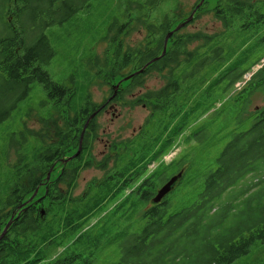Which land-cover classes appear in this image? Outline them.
Returning <instances> with one entry per match:
<instances>
[{"label": "trees", "instance_id": "16d2710c", "mask_svg": "<svg viewBox=\"0 0 264 264\" xmlns=\"http://www.w3.org/2000/svg\"><path fill=\"white\" fill-rule=\"evenodd\" d=\"M93 1L0 0V126L34 84L59 116L42 119L54 123L52 138L44 130L27 131L33 143L12 139L5 150L20 147L0 194V235L10 222L0 239V264H233L264 244V106L249 109L253 96H264V0H215L206 12L220 26L211 32L187 30L207 1L175 31L183 13L161 5L178 0H114L124 21L117 25L113 17L104 37L113 49L103 54L98 75L106 85L128 78L123 90L110 92L111 102L133 95L147 75H161L163 86L133 99L157 118L155 131L121 141L112 166L101 167L106 174L75 197L73 180L91 166L86 156L95 122L109 100H91L94 80L78 96L73 84L55 83L44 67L55 55L50 29L89 13ZM135 26L146 34L128 46L123 36ZM121 68L130 71L120 74ZM229 111V124L221 123ZM178 139L189 149L169 163L159 161ZM69 154L70 182L61 173L28 203L46 173ZM178 173L175 188L152 203Z\"/></svg>", "mask_w": 264, "mask_h": 264}, {"label": "rangeland", "instance_id": "374dc122", "mask_svg": "<svg viewBox=\"0 0 264 264\" xmlns=\"http://www.w3.org/2000/svg\"><path fill=\"white\" fill-rule=\"evenodd\" d=\"M205 1H207L206 8L199 13L200 16L198 19L187 26V30H206L207 32H211L220 26L218 23L213 22L210 19V14L206 12L215 0H178L176 6L172 2L167 1L161 7L166 11H172L175 8L178 11L177 14L182 12V19L179 20V23L182 24V22L187 23L190 21L198 9L204 5ZM113 2L114 0H95L91 4L89 13L79 14L77 18L64 23L60 27H52L48 34L50 44L55 51L51 62L44 67L49 73L50 78L55 83L61 85L70 86V84H73L77 89L78 96L81 95L85 83L94 80L88 90L91 100L96 104H101L106 99L109 100L95 122V136L89 147L90 155L86 156L87 159L88 157L92 159L90 161L91 166L82 168L73 180L72 195L75 197L84 193L92 180L101 179L106 174V169L101 167L103 166L109 169L112 166L117 157L116 151H120L119 143L121 141L136 139L142 133L143 137H147L155 131L157 118L152 119L153 117H151L150 119V111L143 105L135 104L133 99L142 92L157 90L163 86V78L161 75H147L143 81V86L135 89L133 95H127L124 99L114 100L113 102H111L113 95H110V92L113 90L115 95L123 90L126 87L125 82L127 79H116L110 85H106L103 83L102 74L98 75L102 67L100 63L102 62L103 54L105 53V55L110 56L111 50L113 49V45L104 39L109 27L113 24V17H115L117 25L124 21L122 11L118 7L116 9ZM188 15L189 17H187ZM145 34L146 32L142 27L135 26L133 29L127 30L123 39L126 45L136 46L142 42ZM261 55L263 57L260 59L259 64L264 63V51H261L259 56ZM259 64L254 66L244 76L245 81L260 67ZM121 69L120 74H127L130 71V68ZM240 86L241 84H237L235 88L239 89L238 87ZM45 101L46 95L41 85L34 84L25 100L12 113V117L0 126V194H4L3 187L6 185L7 175L11 176V170L8 165L14 164L17 160L16 153L20 151V147L16 144V146H11L8 153L5 154V150H7L10 141L12 139L13 141L19 139L21 141L25 137L26 142L33 143V139L26 133L27 131L39 133L44 130L50 138L55 134L53 130L54 123L51 121L44 122L42 119L58 120L59 116L50 105L44 104ZM228 105L229 102H227L226 106ZM263 106L264 96L257 94L252 97L249 109H258ZM216 107H220L219 104ZM229 113L230 111L228 113L225 112L221 123L229 124L231 117ZM57 120L56 124L61 125V122ZM196 127V124L191 125L184 136ZM180 140L178 139L174 143V146L159 161L163 159L168 162L182 156L189 148L182 146L179 142ZM76 152L74 150L71 154L75 155ZM195 156L197 160L199 153H196ZM214 156V154H210L211 159ZM70 157V154L65 156L54 165V168L52 167L46 173L45 180L33 192L28 203L36 201L40 198L39 196L44 195L47 185L56 180L61 173L65 174L64 180L70 182ZM193 166L192 169L194 171L196 169V163L194 161ZM153 167L154 165H151L148 171H151ZM65 186L66 184L61 188ZM180 187L178 186L174 194L170 195L172 199ZM110 208L111 206H108L102 211V214L92 218L90 225L97 221L101 215L108 212ZM233 264H264V244L252 246L249 254L238 259Z\"/></svg>", "mask_w": 264, "mask_h": 264}, {"label": "water", "instance_id": "95a60500", "mask_svg": "<svg viewBox=\"0 0 264 264\" xmlns=\"http://www.w3.org/2000/svg\"><path fill=\"white\" fill-rule=\"evenodd\" d=\"M186 23H182L181 25L177 26L175 31L179 30L180 28H182ZM166 42L167 39L164 42V50H165V46H166ZM163 50V53H164ZM128 79V78H126ZM125 79V80H126ZM85 129V127H84ZM80 151V147L78 148L76 154L74 156H76ZM181 174L182 173H178L177 175L171 177L167 182H165L161 188L157 191L155 197L152 200V203L157 204L159 203L166 195H168L176 186L177 182L180 180L181 178ZM10 222L7 224V226L4 228L2 234L0 235V239L5 235L7 227L9 226Z\"/></svg>", "mask_w": 264, "mask_h": 264}, {"label": "flooded vegetation", "instance_id": "af4514ba", "mask_svg": "<svg viewBox=\"0 0 264 264\" xmlns=\"http://www.w3.org/2000/svg\"><path fill=\"white\" fill-rule=\"evenodd\" d=\"M161 158H162V157H161ZM172 160H173V159H172ZM172 160H171V161H172ZM161 161H164V160L161 159ZM171 161H170V162H171ZM164 162H166V161H164ZM167 163H168V162H167ZM152 165H154V167L156 166V164H152ZM154 167H153V168H154ZM151 170H152V169H151Z\"/></svg>", "mask_w": 264, "mask_h": 264}, {"label": "bare ground", "instance_id": "6f19581e", "mask_svg": "<svg viewBox=\"0 0 264 264\" xmlns=\"http://www.w3.org/2000/svg\"><path fill=\"white\" fill-rule=\"evenodd\" d=\"M171 161V160H170ZM170 161H168V163L170 162ZM167 162V161H166Z\"/></svg>", "mask_w": 264, "mask_h": 264}]
</instances>
